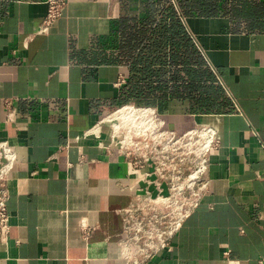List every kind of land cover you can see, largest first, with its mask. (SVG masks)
<instances>
[{"label": "crops", "instance_id": "crops-1", "mask_svg": "<svg viewBox=\"0 0 264 264\" xmlns=\"http://www.w3.org/2000/svg\"><path fill=\"white\" fill-rule=\"evenodd\" d=\"M233 2L69 0L35 33L48 0H0V139L19 155L0 264H127L126 216L148 218L141 198L170 189L86 134L127 102L157 106L177 131L211 124L222 142L210 190L147 264H264V29L235 20ZM8 96L18 113L6 123ZM26 96L43 100L30 115ZM111 132L104 122L107 143Z\"/></svg>", "mask_w": 264, "mask_h": 264}, {"label": "built area", "instance_id": "built-area-1", "mask_svg": "<svg viewBox=\"0 0 264 264\" xmlns=\"http://www.w3.org/2000/svg\"><path fill=\"white\" fill-rule=\"evenodd\" d=\"M68 1L48 0L47 12L35 33L49 32ZM17 99L15 96L2 98L4 122L16 119ZM25 99L29 103L28 115L36 103L43 101L36 96ZM104 122L112 126L109 143L102 138ZM86 134L95 135L107 150L117 148L138 168L150 164L161 178L170 181L167 194L146 195L138 203V210L151 211L148 218L137 215V211L126 216L127 239L121 244V256L127 264H147L157 252L170 245L183 222L210 190V154L222 144L218 130L211 124L197 123L177 131L168 125L157 106L127 102L103 116ZM18 160L17 147L7 138L0 139V238L4 241L9 238L12 227L9 181ZM161 206L167 211L159 215ZM83 227L88 237L92 228L85 224Z\"/></svg>", "mask_w": 264, "mask_h": 264}, {"label": "trees", "instance_id": "trees-1", "mask_svg": "<svg viewBox=\"0 0 264 264\" xmlns=\"http://www.w3.org/2000/svg\"><path fill=\"white\" fill-rule=\"evenodd\" d=\"M188 1L190 0H180V3L188 6ZM196 3L206 8L211 6L210 0H203L202 4L196 0ZM224 8H228L235 20L239 22L245 20L249 29H264V0H234L230 7L224 5ZM201 74L204 76L205 71H202ZM197 75L199 74L197 73ZM211 92L213 93V91Z\"/></svg>", "mask_w": 264, "mask_h": 264}]
</instances>
